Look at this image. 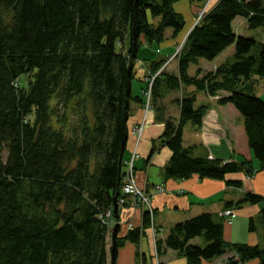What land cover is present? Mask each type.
Segmentation results:
<instances>
[{
	"label": "trees",
	"instance_id": "16d2710c",
	"mask_svg": "<svg viewBox=\"0 0 264 264\" xmlns=\"http://www.w3.org/2000/svg\"><path fill=\"white\" fill-rule=\"evenodd\" d=\"M175 1L0 0V264H108L103 217L122 196L131 103L138 100L134 62L146 43L162 42L168 28L174 36L182 32ZM245 22L264 30L263 0H218L187 34L178 75L164 72L153 92L154 102L163 81L170 90L184 84L213 96L226 91L218 103L238 116L242 161L196 157L184 145L185 125L202 126L207 113L188 96L179 100L180 118L165 123L161 145L172 151L167 178L251 176L253 158L264 169V100L244 84L264 78V40L244 35ZM229 48L234 62L201 77L189 74L192 63L211 62ZM164 62H153L152 72ZM227 184L241 187V181ZM262 199L248 193L239 204ZM149 225L145 212L143 227ZM141 236L140 228L116 236L112 264L120 245ZM196 238L205 245L191 243ZM164 244L188 264L230 251L238 260L229 264L255 258L264 264V248L227 241L224 223L210 213L175 225ZM157 251L162 254L161 240Z\"/></svg>",
	"mask_w": 264,
	"mask_h": 264
},
{
	"label": "crops",
	"instance_id": "0c3cea01",
	"mask_svg": "<svg viewBox=\"0 0 264 264\" xmlns=\"http://www.w3.org/2000/svg\"><path fill=\"white\" fill-rule=\"evenodd\" d=\"M193 6V10L199 11L198 3L193 4ZM244 24L243 34L246 35L245 29L249 26L246 22ZM193 26L191 24L189 28L191 29ZM180 35L182 33L178 36L170 35L167 41L168 45L165 47L168 52L167 56H163V50L156 48V55L151 58V63L145 62L143 58H139V55L134 62L135 79L132 85V93L138 100L131 103V114L128 122L130 134L125 154L126 163L131 161L135 151L139 154L134 160V177L138 186L148 191L152 197V205L155 209V225L158 229L157 239L162 242V254L158 256V259L156 258L157 245L155 238H153V231L149 227H143L145 207L135 208L126 205L119 209L117 220L120 228L116 236L125 238L130 232L129 224H132L136 229L143 228V233L138 243L127 240L119 246L117 264H188L184 255L166 248L164 241L175 225L202 213H210L217 221L224 223V238L227 241L247 243L264 248V169H260L259 160L253 158L256 172L252 177L243 171L228 174L224 180L202 179L198 175H193L187 179H176L167 178L165 175V167L172 157L170 148L161 145L165 123L168 119L178 120L181 112L179 100L193 95L196 96L195 107L206 105L207 113L202 126L194 125L191 122L185 125L183 131L184 145L191 148L196 157H213V159L224 162L242 161L234 133L238 116L221 107L218 103L223 94L227 93L226 91H220L213 96L204 90H198L193 85L187 88L184 84L178 90H170L166 86L167 82L163 81L160 87L161 91H159L162 94L161 97H157L154 102L152 100L154 106L149 111L144 108L145 84L143 77L153 73V62L163 60L164 57L172 56L176 52L175 48L180 43ZM169 40L171 41L169 42ZM153 44L155 43H146L144 46L150 45L152 47ZM232 57H234L233 50L231 48L226 49L211 61L210 67L201 66L198 70L202 71L201 76L215 72L216 67L230 63ZM200 60L197 63L201 62ZM171 68L166 72L178 75V60L176 66ZM246 83L253 85V93L256 91L259 97L264 100V78L253 76L244 82V84ZM260 85H262L261 88H259ZM145 120L147 126H145L141 139L138 141L133 129ZM155 143L158 148L152 153ZM228 180L241 181V187L229 186ZM158 186H163L165 192H157ZM248 193L263 199L257 204L249 202L239 204ZM226 209H233L235 216L232 221H228L222 215ZM113 238L114 231H110L107 237L108 264H112L113 259ZM199 240L196 238L192 241L197 244ZM232 258L238 260V255L234 251L214 260L203 261V264H229ZM245 264H261V261L255 258L245 262Z\"/></svg>",
	"mask_w": 264,
	"mask_h": 264
},
{
	"label": "rangeland",
	"instance_id": "374dc122",
	"mask_svg": "<svg viewBox=\"0 0 264 264\" xmlns=\"http://www.w3.org/2000/svg\"><path fill=\"white\" fill-rule=\"evenodd\" d=\"M217 1L218 0H211V1L208 0V1H206V3H204V2H202V3L201 2H193L191 0H177V1H175L174 8H175L176 12H178V13H180V14L183 15L184 20H185V26H184V28H183V30L181 32L182 35H180L181 37L179 38L180 39V41H179L180 43L175 48V51L176 52L174 51L175 53L172 56L164 57L165 59H163V60H165V62L160 66V68L156 72L153 73L152 76H154V75H156L158 73H160V74L157 77H154V84H153V88H152L153 91L152 92H154V87H155V83H156L157 79L159 77H161L164 72H166V71L168 72V70L172 69L171 67H173V66L175 67L176 66L177 60H178V57H179V54L178 53H180L182 51V49H183V47L185 45V42H186V34L189 31V29H190L189 28L190 25L192 24V26L193 25L195 26L197 23H199L201 21V19L204 17V15L206 14V12L210 8H212L213 6H215V4H216ZM195 3H198L199 4V6H200L199 7V11L193 10L194 9L193 4H195ZM201 13H203L204 15L198 21L199 17L201 16ZM245 31H246V36L251 37V38H255L258 42H262L264 40V30H263L262 27H259V28H248L247 27L245 29ZM173 33H174V30L172 28H168L166 30L165 39L162 40V42L155 43V44L152 45V47L150 45L143 46L141 48V50H140L139 58H143V60L145 62L151 63V58L156 55V53H155L156 48H160L161 50H163V52H162L163 56L164 55L167 56V53L168 52L166 51L167 48H165V47L168 45V42L167 41H168L170 35H172ZM170 41L171 40H169V42ZM256 52H257V48H254L253 51H252V53H256ZM200 61L201 62H199V63H192L191 64L190 70H189L190 75H193V76L197 75V76L201 77V74H196L198 68L201 67V66H206V65L208 67L211 66V62L210 61H207V60L202 59V58H201ZM234 61H235V57H232L230 59V62H234ZM216 69H217V67L215 68V71H216ZM150 77H151V73L148 76L143 77V82L145 84V88H148L149 87V83L147 82V80H149L148 78H150ZM249 85H250V83H249ZM185 87L188 88L190 86L189 85H186ZM261 87H262V85H260L259 88H261ZM254 93H255L256 96L259 97V95L256 93V91H254ZM145 126H147V121L146 120H145ZM145 126H144V128H145ZM143 130H142V133H143ZM136 138H137V136H136ZM157 192H159V193L160 192H165V189L163 188V190H159ZM151 202H152V197H151ZM192 243L195 244L193 241H192ZM199 243H202L203 245H205V243L202 241V239L199 240ZM204 261H206V260H204Z\"/></svg>",
	"mask_w": 264,
	"mask_h": 264
},
{
	"label": "built area",
	"instance_id": "2783aa9c",
	"mask_svg": "<svg viewBox=\"0 0 264 264\" xmlns=\"http://www.w3.org/2000/svg\"><path fill=\"white\" fill-rule=\"evenodd\" d=\"M211 1V0H209ZM204 13V12H203ZM203 13H201V16L199 17L198 21L203 17ZM160 73L148 78L147 82L149 83V89H145V97H146V103H145V109L149 111L151 109V99H152V88L154 84V77H157ZM145 121H143L141 124L137 125L133 132L137 136V140L139 141L142 135V130L144 129ZM139 154L137 151L134 152L132 160L129 162L127 173L124 177V182L122 185V196L119 199V205H130L131 207H139L143 206L147 209L149 216H150V227L153 231V238H157V228L154 221L155 216V210L151 202V195L148 193V191H145L143 188L138 186V184L135 181L134 177V160L136 157H138ZM157 191L163 190V186H158ZM223 216L227 218L228 221H232V218L235 216L234 211L232 209H227L223 212ZM104 222L108 225L109 228H111L115 224V220L113 219L112 210H109L107 214L103 217ZM129 229L133 230L134 227L132 224L129 225ZM158 258V255H157ZM244 264V263H239Z\"/></svg>",
	"mask_w": 264,
	"mask_h": 264
},
{
	"label": "water",
	"instance_id": "95a60500",
	"mask_svg": "<svg viewBox=\"0 0 264 264\" xmlns=\"http://www.w3.org/2000/svg\"><path fill=\"white\" fill-rule=\"evenodd\" d=\"M114 210H115V214H116V219H118L119 218V209H118V206H117V204L115 205V207H114ZM120 228V225L119 224H117L116 226H115V229H114V244H115V237H116V233H117V231H118V229ZM113 254H114V252H115V249H113Z\"/></svg>",
	"mask_w": 264,
	"mask_h": 264
}]
</instances>
